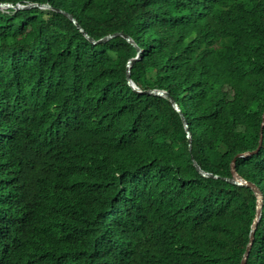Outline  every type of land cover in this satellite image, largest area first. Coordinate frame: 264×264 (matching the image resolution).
Segmentation results:
<instances>
[{
    "label": "trees",
    "instance_id": "1",
    "mask_svg": "<svg viewBox=\"0 0 264 264\" xmlns=\"http://www.w3.org/2000/svg\"><path fill=\"white\" fill-rule=\"evenodd\" d=\"M0 2L188 128L0 9V264H264V0Z\"/></svg>",
    "mask_w": 264,
    "mask_h": 264
},
{
    "label": "water",
    "instance_id": "2",
    "mask_svg": "<svg viewBox=\"0 0 264 264\" xmlns=\"http://www.w3.org/2000/svg\"><path fill=\"white\" fill-rule=\"evenodd\" d=\"M32 7H39V8H52L55 9L56 11H59L61 13H63L64 15H66L70 21L77 27V29L83 34V36L91 43L93 44H98V43H102L107 41L108 39L114 37V36H121L123 37L127 42H129L131 45H133L136 49V54L134 57L130 58L127 60L126 62V69H125V79H126V83L136 92L139 93H148V94H154V95H158V96H164V97H168L174 110L177 111L180 114L183 126L185 128V131L188 133V128H187V122L185 120V118L183 117V115L180 112V109L178 107V104L176 103V101L164 90L162 89H147V90H140L138 89L135 84L132 82L131 78H130V68L133 65V63L135 61H137L140 58V49L135 45V43L133 42V40L126 34L121 33V32H115V33H111V34H107L99 39H93L91 38L79 25L78 23L75 21V19L72 17V15H70L69 13H67L64 10L58 9V8H53L52 6H50L47 3L41 4V3H28L26 5H21V4H12V3H8V2H0V9H5V8H13V9H28V8H32ZM263 116H264V112L262 114V122H261V126L263 125ZM188 139H189V135H187ZM261 142V132H260V137H259V143ZM188 148H190V144L188 142ZM256 150L253 151H246L243 152L239 155H249L254 153ZM191 160L193 165L195 166V168L197 169V171L203 175V176H215L212 175L208 172H204L203 170H201L196 162L194 161L193 157L191 156ZM230 170H231V177L230 178H225L226 181H228L229 183L232 184H236V185H241V186H247L249 188L252 189L255 199H256V206H255V213H254V217L253 220L251 222V226H250V233H249V240L248 243L246 245L245 251L243 253L242 259L240 261V264H245L246 258L248 256L249 250L251 249L252 246V242H253V233H254V229L255 226L259 220L260 217V212H261V205H262V194L261 191L255 186V184L245 180L244 178H242L235 170V166H234V159L231 161L230 164Z\"/></svg>",
    "mask_w": 264,
    "mask_h": 264
},
{
    "label": "bare ground",
    "instance_id": "3",
    "mask_svg": "<svg viewBox=\"0 0 264 264\" xmlns=\"http://www.w3.org/2000/svg\"><path fill=\"white\" fill-rule=\"evenodd\" d=\"M7 9V8H6Z\"/></svg>",
    "mask_w": 264,
    "mask_h": 264
}]
</instances>
